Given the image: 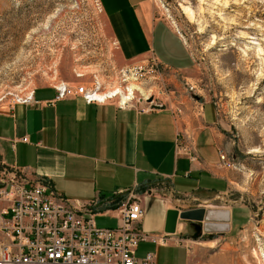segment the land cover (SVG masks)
<instances>
[{"label":"rangeland","instance_id":"1","mask_svg":"<svg viewBox=\"0 0 264 264\" xmlns=\"http://www.w3.org/2000/svg\"><path fill=\"white\" fill-rule=\"evenodd\" d=\"M145 1L184 42L194 68L173 72L151 58L124 60L95 0H0V105L40 85L90 86L97 79L106 92L134 85L141 90L129 105L151 100L172 108L184 141L195 132L200 104L206 116L211 106L220 149L237 178L228 205L243 216L234 213L232 230H216L214 219L208 228L200 224L198 238L186 223L181 264H264L254 256L264 253V0ZM134 66L144 70L122 74ZM148 211L141 230L160 236ZM95 224L116 227L115 213L97 214ZM147 250L156 264L178 262L175 249L141 246L139 254Z\"/></svg>","mask_w":264,"mask_h":264},{"label":"crops","instance_id":"2","mask_svg":"<svg viewBox=\"0 0 264 264\" xmlns=\"http://www.w3.org/2000/svg\"><path fill=\"white\" fill-rule=\"evenodd\" d=\"M145 2L100 0L119 55L126 61L151 58L173 72L194 68L184 42L152 17ZM56 96L55 86L40 85L33 90L31 103L0 105L2 168L16 169L31 182L48 181L66 199L96 203V216L113 212L117 218L118 206L134 194L145 213L154 210L157 233L166 235L163 243L138 244L136 258L151 254L154 264L155 253L139 254L141 246L175 249L179 257L173 264L182 263L180 243L187 241L182 239L186 222L178 220L175 234H165L168 210H203V227L208 228L214 219L216 230L221 225L234 229V213L243 216L228 205L237 178L234 169L220 160L219 135L213 127L216 113L211 106L207 118V106L201 105L195 132L184 141L172 108H119L111 101L87 104L80 97L58 100ZM184 129L188 134V128ZM184 145L191 146L190 155L181 151ZM190 203L193 206H186Z\"/></svg>","mask_w":264,"mask_h":264},{"label":"built area","instance_id":"3","mask_svg":"<svg viewBox=\"0 0 264 264\" xmlns=\"http://www.w3.org/2000/svg\"><path fill=\"white\" fill-rule=\"evenodd\" d=\"M95 1L100 10V0ZM151 60L155 66L160 65ZM143 70V66H134L122 74L137 75ZM105 89V83L97 79L90 86H55L56 99L80 97L87 104L104 103L105 95L101 94ZM32 93L33 90L25 97H17L10 105L31 103ZM109 101L114 102H106ZM115 102L119 108L130 106ZM153 103L147 100L146 109ZM22 141L26 142V138ZM181 151L191 153L190 145H184ZM220 160L233 169L222 151ZM97 211L96 203L66 199L48 181L31 182L22 172L0 166V264H154L151 254L136 258L138 244L163 243L166 235L151 237L141 231L144 209L137 196L130 195L118 206L114 228L97 227Z\"/></svg>","mask_w":264,"mask_h":264},{"label":"bare ground","instance_id":"4","mask_svg":"<svg viewBox=\"0 0 264 264\" xmlns=\"http://www.w3.org/2000/svg\"><path fill=\"white\" fill-rule=\"evenodd\" d=\"M185 10L187 11V14H188L190 20H192L193 16H192V13L190 12V10H188V9H185ZM140 90L141 89L139 87L134 86V85H130L126 88H122L121 86H117L108 92L104 91L101 95H103V94L105 95V97H104L105 102L108 99H111L112 101H117V103H119L120 105H124L126 103L129 104L134 100V97H133L134 91L140 92ZM216 226L217 225H215V227ZM218 228H217L218 230L224 231L225 225H221ZM254 256L259 263L260 262L264 263V253L263 252L262 253L260 252V254H255Z\"/></svg>","mask_w":264,"mask_h":264},{"label":"water","instance_id":"5","mask_svg":"<svg viewBox=\"0 0 264 264\" xmlns=\"http://www.w3.org/2000/svg\"><path fill=\"white\" fill-rule=\"evenodd\" d=\"M204 211L203 210H191L179 212L178 210H168L166 212L164 233L165 234H175L176 225L178 220L185 221L188 226L192 225V222L201 223L203 220Z\"/></svg>","mask_w":264,"mask_h":264},{"label":"flooded vegetation","instance_id":"6","mask_svg":"<svg viewBox=\"0 0 264 264\" xmlns=\"http://www.w3.org/2000/svg\"><path fill=\"white\" fill-rule=\"evenodd\" d=\"M189 229L194 238H198L201 234V226L199 223L192 222V225L189 226Z\"/></svg>","mask_w":264,"mask_h":264}]
</instances>
